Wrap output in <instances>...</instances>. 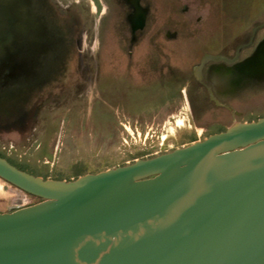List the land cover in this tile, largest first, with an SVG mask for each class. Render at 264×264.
<instances>
[{
  "label": "water",
  "instance_id": "obj_1",
  "mask_svg": "<svg viewBox=\"0 0 264 264\" xmlns=\"http://www.w3.org/2000/svg\"><path fill=\"white\" fill-rule=\"evenodd\" d=\"M0 177L41 197L0 211V264H264V116L69 180L0 155Z\"/></svg>",
  "mask_w": 264,
  "mask_h": 264
},
{
  "label": "rangeland",
  "instance_id": "obj_2",
  "mask_svg": "<svg viewBox=\"0 0 264 264\" xmlns=\"http://www.w3.org/2000/svg\"><path fill=\"white\" fill-rule=\"evenodd\" d=\"M115 3L57 0L68 13L62 24L79 28L80 36L71 55L72 67L57 84H42L12 115H0V154L18 167L45 178L74 179L153 157L203 140L225 125L264 116V90H255L236 106L242 111L240 116L233 112L218 117L214 112L199 122L183 92L194 79L190 73L189 79L165 89L150 80L147 70L136 92L120 73L105 78L107 48L129 44L123 36L128 27L126 15ZM259 16L264 17V0H154L139 46L164 44L159 35L154 42L151 39V23L164 38L177 31L180 36L165 44L178 51L180 58L174 61L179 64L185 52L202 44L216 45ZM152 55L142 54L141 69L152 67L157 59ZM40 200L0 177V211Z\"/></svg>",
  "mask_w": 264,
  "mask_h": 264
},
{
  "label": "flooded vegetation",
  "instance_id": "obj_3",
  "mask_svg": "<svg viewBox=\"0 0 264 264\" xmlns=\"http://www.w3.org/2000/svg\"><path fill=\"white\" fill-rule=\"evenodd\" d=\"M152 3L154 0H116L115 4L126 15L128 27L123 36L129 44L107 48L103 62L105 78L120 73L132 87L130 90L136 92L139 79L147 70L151 71H147L150 80L165 89L178 84L180 79H189L190 73L194 79L183 92L191 100L197 121L205 114L240 116L242 111L236 106L255 90H264V17L251 20L243 31L225 36L216 45L196 46L176 64L174 60L180 58L178 51L165 43L171 37L178 38L177 31L168 32V38H164L151 23V39L154 42L159 35L164 44L139 46L152 14ZM67 16L57 0H0V115H12L29 94L41 89L42 84H57L72 67L70 59L80 33L79 28L62 24ZM197 20L199 24L204 21L201 16ZM150 52L157 59L151 68L141 69L142 54L148 56ZM189 64L191 69H187Z\"/></svg>",
  "mask_w": 264,
  "mask_h": 264
},
{
  "label": "trees",
  "instance_id": "obj_4",
  "mask_svg": "<svg viewBox=\"0 0 264 264\" xmlns=\"http://www.w3.org/2000/svg\"><path fill=\"white\" fill-rule=\"evenodd\" d=\"M0 155H2V154H0ZM2 156H4V155H2ZM5 157V156H4Z\"/></svg>",
  "mask_w": 264,
  "mask_h": 264
}]
</instances>
